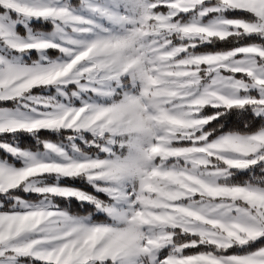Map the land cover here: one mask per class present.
Listing matches in <instances>:
<instances>
[{"label":"snow or ice","instance_id":"6c2138e0","mask_svg":"<svg viewBox=\"0 0 264 264\" xmlns=\"http://www.w3.org/2000/svg\"><path fill=\"white\" fill-rule=\"evenodd\" d=\"M0 264H264V0H0Z\"/></svg>","mask_w":264,"mask_h":264},{"label":"trees","instance_id":"16d2710c","mask_svg":"<svg viewBox=\"0 0 264 264\" xmlns=\"http://www.w3.org/2000/svg\"><path fill=\"white\" fill-rule=\"evenodd\" d=\"M25 146H27V142H25Z\"/></svg>","mask_w":264,"mask_h":264}]
</instances>
